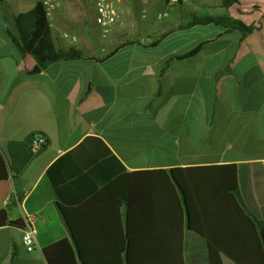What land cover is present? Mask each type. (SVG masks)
<instances>
[{
  "label": "crops",
  "instance_id": "0c3cea01",
  "mask_svg": "<svg viewBox=\"0 0 264 264\" xmlns=\"http://www.w3.org/2000/svg\"><path fill=\"white\" fill-rule=\"evenodd\" d=\"M43 1L0 0V210L7 211L9 221L29 223L37 231L36 247L29 253L21 242L22 228L1 226L0 264H47L43 248L71 240L53 184L67 205L84 200L86 215L106 218L96 224L90 219V229L118 233L121 239L118 216L122 221L125 210L118 208L117 199L128 183L138 200L148 185L152 200L155 171L236 164L238 181L249 183V197L243 200L247 211L264 218V203L251 196L253 175L264 192V0H252L260 8L248 11L235 5L222 9L221 1L211 10V0H205L209 7L204 15L227 14L245 26H257L244 39L212 24L179 30L190 15L173 23L172 12L186 5L158 2L153 7L168 9L158 14L172 18L170 26L152 25L151 36L126 38L136 43L116 51L122 27L131 23L132 5L149 10L144 0H118L122 17L111 33L117 37L110 49L89 40L94 35L86 31L85 1L54 0L48 19L57 49L99 59L115 52L100 62L60 61L28 75L36 64L10 39L18 38L14 16ZM201 4L189 6L202 10ZM137 20L149 26L144 15ZM195 35L190 50L175 46L160 51L163 42ZM194 50L195 55L182 58ZM36 135L47 145L32 154ZM244 144H252V150ZM162 220L146 229L141 247L167 252L182 241L185 258L191 235L186 225L179 227L178 214H164ZM242 235V245H248ZM105 239L102 245H107ZM112 243L119 248L121 241ZM222 262L235 264L226 256Z\"/></svg>",
  "mask_w": 264,
  "mask_h": 264
},
{
  "label": "trees",
  "instance_id": "16d2710c",
  "mask_svg": "<svg viewBox=\"0 0 264 264\" xmlns=\"http://www.w3.org/2000/svg\"><path fill=\"white\" fill-rule=\"evenodd\" d=\"M222 9H229L239 0H220ZM220 26L227 33L238 32L241 39L257 30V26L243 25L240 20L229 15H196L177 29H188L195 26ZM17 39L10 36L14 46L21 54H28L36 66L45 70L49 64L60 61L87 60L100 62L109 58L117 49L135 44V41L123 40L114 52L104 59L84 57L75 50H59L53 41L52 28L45 8L41 2L31 10L14 16ZM197 50L183 56L195 55ZM42 136V135H41ZM47 142L45 141V147ZM239 169L236 164L213 165L206 167L174 168L168 172L155 171L157 178V194L149 200L147 192L142 191L141 199L135 198L126 187L125 193L119 196L118 208L124 206V216H118L121 227V239L118 233L103 232L90 229V219L94 223H105L106 218H91L84 212V200L78 204L67 205L59 193L57 186L51 185L58 203L57 208L66 221L72 240L61 239L43 248L47 264H223L222 256L230 258L235 264H264V218H258L247 211L243 200L249 183L238 181ZM50 170L46 176L49 178ZM254 178V194L251 196L264 203V192ZM247 187V188H246ZM66 202V203H65ZM150 214H154L151 216ZM164 214L180 217L179 227L186 225L189 235L183 257L181 241L178 249L162 252L159 249L147 250L146 229L162 220ZM158 215L160 220L157 219ZM186 217V223H185ZM111 220L112 218H107ZM114 219V218H113ZM168 224V223H167ZM24 228L20 221L11 222L7 211L0 210V227ZM121 225V226H120ZM136 228L139 232H136ZM116 234V236H115ZM242 234L247 237L248 245H242ZM105 240L107 245H102ZM121 241L120 247L112 242ZM243 246V248H241ZM241 253V254H240Z\"/></svg>",
  "mask_w": 264,
  "mask_h": 264
},
{
  "label": "rangeland",
  "instance_id": "374dc122",
  "mask_svg": "<svg viewBox=\"0 0 264 264\" xmlns=\"http://www.w3.org/2000/svg\"><path fill=\"white\" fill-rule=\"evenodd\" d=\"M87 3V16L85 17V21H86V31H89L91 32L94 36L89 39L92 43H94L96 46H105L107 47L108 49H110L113 45H114V42L116 41V37L117 35L115 34H110L109 36H102L98 27L96 26L95 24V16L93 15L92 11H93V7L94 5H92L90 3V0H83ZM134 3L135 0H133ZM139 1V0H138ZM146 2V5H148L150 8L149 10L145 8L144 12L141 11V9L139 8V5L140 3L137 4H133L132 5V9H130V14L132 16V20H131V23L130 24H125L123 27H122V31H123V34H121L122 36L120 37V40H118L119 42L123 41V40H127L126 38H130L131 36H135V37H138L139 35H141L142 33L144 34H149V36H151L153 29H152V25H154V28L158 27V26H170V22L169 20L172 19V18H161L159 19L158 18V13H166L167 14V11L168 9L165 8L164 6H160V7H153V4H156L158 2L160 3H163L164 4V1L165 0H144ZM203 2L204 5L201 4V8L202 10L200 9H193V8H190L189 5H198V2ZM206 1L205 0H190L189 2V5L186 3L185 7L184 6H179L178 7V10L177 11H174L172 12V16H173V23H176L179 18L178 17H183V14L187 17H189V15H193V14H196V15H204L206 12H207V9H208V5H205ZM218 2H220V0H211V2L209 3L210 4V7L211 10H213V8H216L218 5ZM182 4V3H180ZM216 4V6H215ZM253 4V5H251ZM215 7H214V6ZM260 5L259 2H255V1H252V0H239V2L237 4H235V7L237 10H240L243 9L244 11H248V10H255V9H258L260 8ZM121 4L119 3L118 5V8L120 11L121 10ZM147 6V7H148ZM200 6V5H199ZM208 6V7H207ZM213 6V7H212ZM244 6H249L248 8L247 7H244ZM192 7V6H191ZM153 9V10H152ZM203 10H205L203 12ZM169 13V12H168ZM203 13V14H201ZM121 14V12H120ZM141 15L145 16L146 17V20L148 21L147 25L149 26H146V24L144 25L143 23H141L140 21H138L137 19L138 18H141ZM122 17V16H121ZM183 19V18H182ZM143 20V19H142ZM145 20V21H146ZM184 21V19H183ZM132 30V31H131ZM148 34L146 35L148 37ZM115 35V36H114ZM197 36H191V37H188V38H184L182 37L181 39H174L172 41H169L167 43H162L161 44V48H160V51L161 52H166L167 50H169L170 48L172 47H175V46H182L183 50H190L193 46L196 45V39ZM245 146V149L247 151H251L252 148V144H244Z\"/></svg>",
  "mask_w": 264,
  "mask_h": 264
},
{
  "label": "built area",
  "instance_id": "2783aa9c",
  "mask_svg": "<svg viewBox=\"0 0 264 264\" xmlns=\"http://www.w3.org/2000/svg\"><path fill=\"white\" fill-rule=\"evenodd\" d=\"M94 8L96 17L94 18L95 24L98 27L102 36H109L117 22L121 18V14L118 10V0H91ZM190 0H165V5L171 6L173 4L184 3L186 4ZM43 6L45 8L47 17L50 18L55 11L54 0H44ZM165 14H159L158 18L161 19ZM166 17V16H165ZM45 145V139L42 136L36 135L33 137L30 145V152L36 154ZM37 231L35 228L26 223L23 228L22 245L25 247L27 252L31 253L36 247Z\"/></svg>",
  "mask_w": 264,
  "mask_h": 264
},
{
  "label": "water",
  "instance_id": "95a60500",
  "mask_svg": "<svg viewBox=\"0 0 264 264\" xmlns=\"http://www.w3.org/2000/svg\"><path fill=\"white\" fill-rule=\"evenodd\" d=\"M39 72H41V69L40 68H38L37 66L35 67V69L32 71H29V72H26L28 75H34V74H38ZM68 229V228H67ZM68 232H69V234H70V238H71V240H72V236H71V233H70V231H69V229H68ZM72 243H73V240H72Z\"/></svg>",
  "mask_w": 264,
  "mask_h": 264
}]
</instances>
